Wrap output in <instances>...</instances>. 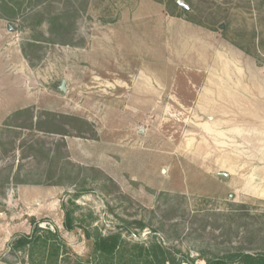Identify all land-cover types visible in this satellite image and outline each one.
Returning <instances> with one entry per match:
<instances>
[{
    "label": "rangeland",
    "instance_id": "374dc122",
    "mask_svg": "<svg viewBox=\"0 0 264 264\" xmlns=\"http://www.w3.org/2000/svg\"><path fill=\"white\" fill-rule=\"evenodd\" d=\"M225 94L264 99V0H0V234L87 258L64 204L195 264L264 252V106Z\"/></svg>",
    "mask_w": 264,
    "mask_h": 264
},
{
    "label": "trees",
    "instance_id": "16d2710c",
    "mask_svg": "<svg viewBox=\"0 0 264 264\" xmlns=\"http://www.w3.org/2000/svg\"><path fill=\"white\" fill-rule=\"evenodd\" d=\"M8 7L1 6V9L8 10V14L13 16V8ZM61 210L63 229L68 233L81 229L86 240L92 243L91 253L87 258H81L72 252L57 228L49 225L42 227L41 224L47 221L32 219L30 233L14 235L7 245V256L0 257V264H195V260L189 255L175 248H167L155 238L147 242L129 241L124 236V233H129L127 228L103 234L91 224L82 226L73 208L68 209L61 204ZM89 217L91 221H96L92 215ZM139 228L145 227L139 224ZM200 255L203 264H264V252L247 253L242 249H235L212 257Z\"/></svg>",
    "mask_w": 264,
    "mask_h": 264
},
{
    "label": "crops",
    "instance_id": "0c3cea01",
    "mask_svg": "<svg viewBox=\"0 0 264 264\" xmlns=\"http://www.w3.org/2000/svg\"><path fill=\"white\" fill-rule=\"evenodd\" d=\"M230 89H231V91H234L235 90L234 88H230ZM240 91H242V89L239 90L238 92H237V90H235L234 93L240 94ZM256 91H258V93H259V90L258 89H256ZM232 95L233 94H225L223 96V98H215V101H216L215 104H220L219 102L222 101L226 105H229V106H237V105H249V102H250L251 104H254V105H261L262 107L264 106V99L263 98H256V99H251V98L250 99H247V98L242 99L241 98L240 99V102L241 103L237 104L235 102V100H238V99H233V96ZM263 170H264V168H263ZM229 178H230V176L228 178H226V179H229ZM6 231L7 232L6 233H3V235L0 234V257L7 256V252H8L7 245H8V243L12 240V238L14 237L15 234H21L19 232L12 231V230L11 231L6 230Z\"/></svg>",
    "mask_w": 264,
    "mask_h": 264
},
{
    "label": "water",
    "instance_id": "95a60500",
    "mask_svg": "<svg viewBox=\"0 0 264 264\" xmlns=\"http://www.w3.org/2000/svg\"><path fill=\"white\" fill-rule=\"evenodd\" d=\"M178 4H179L182 8L187 9L186 6H184L183 3L179 2ZM107 22L110 23V22H112V20H107ZM9 29H10V28H9ZM59 89H60V91H61L62 93L65 92V82H64V81H61V82H60ZM218 175L221 176V177H223V178H228V177H229V175L226 174V173H219Z\"/></svg>",
    "mask_w": 264,
    "mask_h": 264
}]
</instances>
